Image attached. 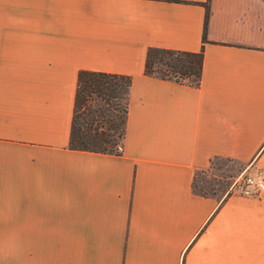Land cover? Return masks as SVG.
<instances>
[{"label":"crops","instance_id":"obj_1","mask_svg":"<svg viewBox=\"0 0 264 264\" xmlns=\"http://www.w3.org/2000/svg\"><path fill=\"white\" fill-rule=\"evenodd\" d=\"M148 46L202 47L199 84ZM79 68L131 77L118 153L68 147ZM212 156L264 168V0H0V264H264V194L193 188Z\"/></svg>","mask_w":264,"mask_h":264},{"label":"trees","instance_id":"obj_2","mask_svg":"<svg viewBox=\"0 0 264 264\" xmlns=\"http://www.w3.org/2000/svg\"><path fill=\"white\" fill-rule=\"evenodd\" d=\"M204 7L202 42L205 40L207 2ZM201 62L202 47L198 50H182L148 46L144 56L143 72L197 86L200 79ZM130 80V75L125 73L87 68L77 70L68 147L100 152H119L124 134ZM119 141L120 144H118ZM214 157L218 156L210 157L209 163ZM199 192L206 194L203 191Z\"/></svg>","mask_w":264,"mask_h":264},{"label":"rangeland","instance_id":"obj_3","mask_svg":"<svg viewBox=\"0 0 264 264\" xmlns=\"http://www.w3.org/2000/svg\"><path fill=\"white\" fill-rule=\"evenodd\" d=\"M242 170L254 172L255 168L249 163L229 157H214L204 169L196 171L193 180L194 189L217 197L230 192H239L238 186H234L232 181Z\"/></svg>","mask_w":264,"mask_h":264},{"label":"built area","instance_id":"obj_4","mask_svg":"<svg viewBox=\"0 0 264 264\" xmlns=\"http://www.w3.org/2000/svg\"><path fill=\"white\" fill-rule=\"evenodd\" d=\"M239 192L245 195L261 196L264 194V168L254 172L242 170L232 181Z\"/></svg>","mask_w":264,"mask_h":264}]
</instances>
